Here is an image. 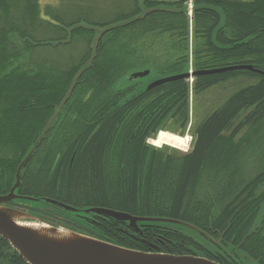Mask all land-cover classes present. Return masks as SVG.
<instances>
[{"label":"trees","instance_id":"obj_1","mask_svg":"<svg viewBox=\"0 0 264 264\" xmlns=\"http://www.w3.org/2000/svg\"><path fill=\"white\" fill-rule=\"evenodd\" d=\"M193 1L192 18L188 0H124L114 19L95 21L89 19L90 8L64 0H0V194L10 190L19 163L92 55L94 28H71L109 26L92 65L77 77L25 165L18 192L40 199L24 206L57 226L71 225L50 214L78 221L80 214L97 217L85 211L89 206L178 219L208 227L216 238L222 234L224 254L195 251L189 234L178 238V246L167 242L171 253H185L186 245L224 264H264V73L233 69L196 76L187 152L146 140L169 120L170 129L186 132L189 82L178 78L147 89V83L118 81L146 68L154 78L187 71L191 24L198 42L195 69L253 64L264 71V0ZM160 38L162 61L155 56ZM60 45L69 50H58ZM45 46L54 48L50 57L41 50ZM228 82L233 89L210 107L222 96L206 102L204 92ZM102 216L99 229H107L108 240L145 249L126 231L127 222ZM159 223L179 226L139 224ZM0 264L30 263L0 235Z\"/></svg>","mask_w":264,"mask_h":264},{"label":"water","instance_id":"obj_2","mask_svg":"<svg viewBox=\"0 0 264 264\" xmlns=\"http://www.w3.org/2000/svg\"><path fill=\"white\" fill-rule=\"evenodd\" d=\"M141 16L142 14L137 17ZM128 21L129 20L125 22ZM80 25L88 28H94L96 31L91 44L92 55L79 70L71 88L63 98L61 104L50 118L36 142L19 163L15 180L10 190L6 193L0 194V235L8 240L11 246L15 248L30 264H224L207 256L194 253L179 254L163 251H146L127 247L100 237L75 231L71 228L53 225L50 222L41 219L30 210L19 207L31 205V200L40 199L33 196L22 195L18 192L22 184V176L25 171V165L36 152L41 140L45 136L46 131L56 118L60 107L68 99L77 77L84 69L92 65L101 34L106 29L110 28L109 26L101 28L90 26L86 23H79L71 29ZM233 69H248L264 73V71L256 68L253 64H236L195 70L192 75L210 72H223ZM149 72L150 69L134 71L132 76H145ZM190 75V72H182L157 77L148 84L147 89H151L167 81L178 78H187ZM11 203H15L17 205H12ZM65 206L68 209L77 210L71 205ZM85 211L103 213L120 221H125L130 227L135 229H139V223L145 221H171L179 226L189 225L191 227H195L194 224L178 219L134 215L126 211L108 207H92L90 209H85Z\"/></svg>","mask_w":264,"mask_h":264},{"label":"flooded vegetation","instance_id":"obj_3","mask_svg":"<svg viewBox=\"0 0 264 264\" xmlns=\"http://www.w3.org/2000/svg\"><path fill=\"white\" fill-rule=\"evenodd\" d=\"M192 5H194V1H192ZM187 6L188 3H187ZM189 55L191 56V65L192 68H195V59H196V54H195V50H196V38L194 35V29L191 25V28L189 29ZM159 46H162V42H161V38H160V44ZM177 46V44H176ZM195 55V58H194ZM189 63V57H188V61ZM141 78L142 76H131L130 79L133 80L134 78ZM152 80V79H151ZM151 80L148 82L150 83ZM137 83V82H133L132 84ZM158 86V85H157ZM154 88V87H153ZM92 207H99V206H89L88 209L92 208ZM101 207V206H100ZM113 209V208H112ZM67 210H71V209H67ZM71 211H75V210H71ZM91 213V212H89ZM97 214V217L92 216L91 218L86 217L83 214H80L77 216V218H79V221L72 216H66V217H62V216H56L55 214H50V217L52 219H55L56 221H60L62 223H68L71 226H63L64 224H61V226L63 227H71L72 229L77 228V230H81L86 232L87 234H93L96 235L102 239L108 240V235L106 234L107 229L101 230L99 229V225H100V221L98 219H100L99 217L104 218L102 215L107 216L103 213H99V212H92ZM64 219V220H63ZM120 225V224H118ZM139 229H135L133 227L128 226V224H126V231L129 232V234L135 238L136 240L142 242L145 245V249L142 250H146V251H163V252H170L171 248H169V244L172 243H176V246H178V238L180 236L184 237V235L189 234V235H194V239L195 241L191 238L196 244L197 247L195 249V251H198L200 253H209L212 251V253L218 255L219 253L224 254L222 251H220V247L222 248L223 244L220 242V239H222V234H220V236L218 238L214 237L211 235V229L208 227H198V228H193L191 226H188V228L186 227H181V228H185L181 229L179 228L180 226H176L174 224H165V223H159L157 225H153V226H146V225H139L138 226ZM191 227V229L189 228ZM117 231H120V227L116 226ZM201 229V230H200ZM191 231L192 233L188 232ZM195 231V232H194ZM186 235V236H189ZM110 241V240H108ZM222 241V240H221ZM112 242V241H111ZM156 242H159V245L156 244ZM168 242V243H167ZM193 246V245H192ZM171 247V246H170ZM189 246L182 247L184 248L183 252L185 253H192V251H190L188 249ZM177 249V248H176ZM171 253V252H170ZM242 264V263H240ZM244 264V263H243Z\"/></svg>","mask_w":264,"mask_h":264},{"label":"rangeland","instance_id":"obj_4","mask_svg":"<svg viewBox=\"0 0 264 264\" xmlns=\"http://www.w3.org/2000/svg\"><path fill=\"white\" fill-rule=\"evenodd\" d=\"M64 1L71 2L72 4H74L75 8H78V7H88V8H90V14L88 15L89 19L90 20H95V21H99L100 19H103V20L114 19V14L119 10L118 7H122V5H124V0H64ZM40 2H41V4H45V3L56 4V3L59 2V0H40ZM122 9L124 10L125 8L123 7ZM159 44H160V41L155 45L156 46L155 47V56H156L158 61H162L163 60V57H162V54H161L162 51L157 48V47H159ZM58 47H59L58 50H61V51L69 50V49H66L67 46L60 45ZM73 48L74 47H72L71 49H73ZM151 48H152V46H151ZM150 49L146 50L145 52H150ZM41 50L44 51L47 54V57H50V54L53 52L54 48L52 46H45V47H42ZM80 50H81V48L77 47V52H79ZM194 58H195V55H194ZM190 60H191V56H189L188 67H191L190 66L191 65ZM131 76L132 75H131V71H130L126 75L121 77L118 81H120V84L124 85V86H128V85L132 84L133 82H143V84H146L147 82H149L152 79L153 75L149 74V75H146V76H142L141 78H139V77L134 78L133 80L130 79ZM193 78H196V75H193ZM193 78H190V80L186 79L189 82V85H191V81H192ZM232 84H233V82L222 83V85L219 84L220 86H216V87H214V88H212L210 90L205 91L204 95H203V97L205 96L204 100L206 102H210L211 99L215 100V99L218 98V96H222L221 99L219 98L218 100H215L214 102L211 100L212 102L210 103V105L211 104L212 105L210 107H215L216 104H218L221 101H223L224 98L228 95L227 93H229L233 89V87L231 86ZM215 97H217V98H215ZM196 100H197V98L194 97L193 104H195ZM245 113L246 112H242L240 118H242ZM197 115H201L200 105H198ZM172 122H173L172 120H169L166 123L167 124L166 125L167 128H162L161 130H168V131H171V132H175L177 134L180 133L179 131H174V130L170 129L169 126L173 125ZM180 134H182V133H180ZM183 134H186V132L183 133ZM151 140L152 139L150 138L149 141H151ZM156 146L157 147L170 146V147H173V148H175L177 150H178L179 147L182 148V146L176 147L174 145H169V144H166V143H164L163 146H158V145H156ZM179 150H181V149L179 148ZM257 215H258V217H257ZM257 215L254 218V222H255L256 217H257L256 223H258L260 221V218H262L261 210H259Z\"/></svg>","mask_w":264,"mask_h":264},{"label":"bare ground","instance_id":"obj_5","mask_svg":"<svg viewBox=\"0 0 264 264\" xmlns=\"http://www.w3.org/2000/svg\"><path fill=\"white\" fill-rule=\"evenodd\" d=\"M212 73H218V72H212ZM191 78H193V75L191 76ZM187 138H188V136H181L177 133H174V132H171L168 130H160L158 135L156 137H154L152 139V141H154L155 144L158 146H160L164 143L169 144V145H174V146H184L187 144V142H186ZM257 217H258V215H257ZM257 217H256L255 222L257 221Z\"/></svg>","mask_w":264,"mask_h":264},{"label":"clouds","instance_id":"obj_6","mask_svg":"<svg viewBox=\"0 0 264 264\" xmlns=\"http://www.w3.org/2000/svg\"><path fill=\"white\" fill-rule=\"evenodd\" d=\"M191 140H192V138H191V137H188V138H187V141H186V142L188 143L189 147H190V145H191ZM146 143H149V144H150L151 146H153V147L156 146L154 141H148V140H146ZM184 150H185V151H188L189 148H185Z\"/></svg>","mask_w":264,"mask_h":264},{"label":"built area","instance_id":"obj_7","mask_svg":"<svg viewBox=\"0 0 264 264\" xmlns=\"http://www.w3.org/2000/svg\"><path fill=\"white\" fill-rule=\"evenodd\" d=\"M187 147H188V145L184 146V148H187Z\"/></svg>","mask_w":264,"mask_h":264}]
</instances>
